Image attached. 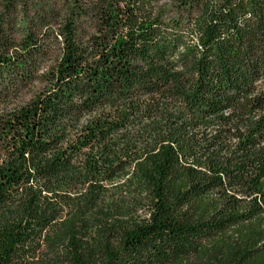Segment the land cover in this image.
<instances>
[{"label": "trees", "instance_id": "1", "mask_svg": "<svg viewBox=\"0 0 264 264\" xmlns=\"http://www.w3.org/2000/svg\"><path fill=\"white\" fill-rule=\"evenodd\" d=\"M0 264H264V0H0Z\"/></svg>", "mask_w": 264, "mask_h": 264}, {"label": "rangeland", "instance_id": "2", "mask_svg": "<svg viewBox=\"0 0 264 264\" xmlns=\"http://www.w3.org/2000/svg\"><path fill=\"white\" fill-rule=\"evenodd\" d=\"M174 2V0H159V4L161 5H168Z\"/></svg>", "mask_w": 264, "mask_h": 264}]
</instances>
